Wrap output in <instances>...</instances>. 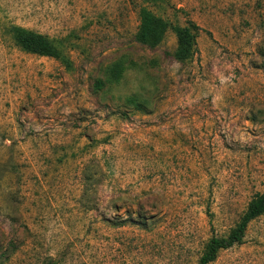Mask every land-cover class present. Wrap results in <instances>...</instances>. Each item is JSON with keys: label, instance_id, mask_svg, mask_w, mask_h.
<instances>
[{"label": "rangeland", "instance_id": "1", "mask_svg": "<svg viewBox=\"0 0 264 264\" xmlns=\"http://www.w3.org/2000/svg\"><path fill=\"white\" fill-rule=\"evenodd\" d=\"M142 7L200 27L192 59ZM263 192L264 0H0V264H199ZM210 264H264V214Z\"/></svg>", "mask_w": 264, "mask_h": 264}, {"label": "trees", "instance_id": "2", "mask_svg": "<svg viewBox=\"0 0 264 264\" xmlns=\"http://www.w3.org/2000/svg\"><path fill=\"white\" fill-rule=\"evenodd\" d=\"M146 1L156 4L159 0ZM139 17L140 25L136 36L139 43L150 48H156L163 41L168 29L172 28L177 37V49L175 53L177 60L186 62L193 58L197 51V38L200 33V27L197 24L188 21V24L184 27H172L168 21L157 16L147 7L140 9ZM9 33L14 44L23 51L56 58H61L62 56L58 45L49 36L19 26H12ZM122 70L123 66L119 61L112 66H108L105 69L107 81H117L122 75ZM263 214L264 192L252 199L237 226L232 228L227 236L214 235L210 239L204 254L200 258L199 264H210L216 260L221 250L243 244L248 225Z\"/></svg>", "mask_w": 264, "mask_h": 264}]
</instances>
